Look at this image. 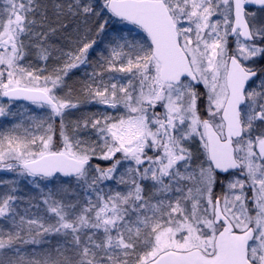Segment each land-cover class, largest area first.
Masks as SVG:
<instances>
[{
	"label": "snow or ice",
	"instance_id": "snow-or-ice-1",
	"mask_svg": "<svg viewBox=\"0 0 264 264\" xmlns=\"http://www.w3.org/2000/svg\"><path fill=\"white\" fill-rule=\"evenodd\" d=\"M0 264H264V0H0Z\"/></svg>",
	"mask_w": 264,
	"mask_h": 264
}]
</instances>
